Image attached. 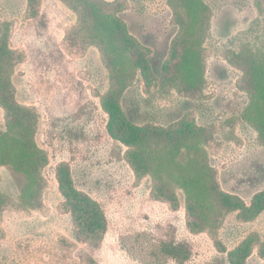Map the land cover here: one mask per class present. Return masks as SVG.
I'll list each match as a JSON object with an SVG mask.
<instances>
[{"label": "rangeland", "instance_id": "obj_1", "mask_svg": "<svg viewBox=\"0 0 264 264\" xmlns=\"http://www.w3.org/2000/svg\"><path fill=\"white\" fill-rule=\"evenodd\" d=\"M127 1L129 7L120 15L151 48L158 74L162 63L179 56L178 26L172 23L166 0ZM203 1L211 11L203 44L207 98L192 100L175 89L160 94L139 76L125 92L122 105L137 123L166 125L188 109H194L197 125L216 122L219 127L207 149L209 164L217 170L222 190L249 206L255 195L264 192V146L258 145L256 132L241 118L247 98L230 50L243 44L254 48L261 38L264 41V0ZM4 21L11 22V47L25 52L12 80L17 100L39 113L36 141L49 156L43 174L49 182L44 200L50 213L3 212L0 264H60L61 259L54 260V237L59 231L72 235L68 215L56 209L60 200L56 169L61 162L68 163L76 186L105 211L108 227L97 264H231L228 254L242 241L253 242L254 237L264 241V210L249 220L229 213L216 234L222 251L213 233H196L189 227L181 190L175 210L153 199L150 179L135 176L125 158L127 147L106 132L108 114L101 95L108 85L107 70L97 48L77 50L71 45L68 31L75 15L61 0H40L31 11L26 0H0V33ZM4 130L0 107V133ZM24 182L10 165L0 166L1 192L16 196ZM81 250L75 254L77 264H87L79 256ZM244 264H264L257 244Z\"/></svg>", "mask_w": 264, "mask_h": 264}, {"label": "trees", "instance_id": "obj_2", "mask_svg": "<svg viewBox=\"0 0 264 264\" xmlns=\"http://www.w3.org/2000/svg\"><path fill=\"white\" fill-rule=\"evenodd\" d=\"M39 1L26 0L27 10L36 9ZM61 1L75 15L68 31L71 45L77 50L97 48L107 70L108 85L101 95L102 106L108 114L107 134L127 147L125 158L135 176L150 179L154 200L175 210L179 204L178 190L182 191L189 227H194L192 230L196 233H213L214 243L222 250L216 234L225 217L237 212L240 219L256 218L264 210V192L255 195L246 206L238 196L222 190L217 170L209 164L207 150L219 126L216 122L197 125L194 109H188L166 125L137 123L122 105L125 92L139 76L147 87L155 86L160 94L175 89L192 100L207 98L203 44L210 30L209 5L203 0H166L172 23L178 26L175 44L180 50L178 58L162 63L159 73L155 74L151 48L129 30L120 15L129 7L127 0ZM10 24L4 21L0 33V107L5 122V130L0 133V166L10 165L24 176L25 182L16 196L0 191V218L5 211L22 216L34 213L47 216L50 208L44 195L49 182L43 170L49 156L36 141L37 109L16 98L12 76L15 67L25 60V52L11 47ZM230 51L240 68V89L247 98L241 118L256 132L258 145L264 146L263 38L254 48L243 44L236 51ZM223 122L229 128L228 122ZM56 177L60 195L56 209L68 215L72 235L63 231L56 233L54 260L61 259L60 264H77L75 254L84 246L79 256L87 264H97V252L108 227L105 211L96 199L76 186L68 163L57 166ZM256 244L259 257L264 259V241L254 237L253 242L242 241L233 252H227L229 262L244 264Z\"/></svg>", "mask_w": 264, "mask_h": 264}]
</instances>
